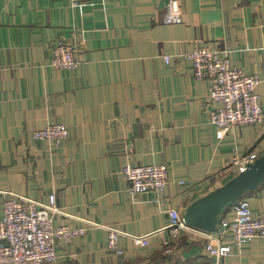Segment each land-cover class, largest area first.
Wrapping results in <instances>:
<instances>
[{
    "label": "crops",
    "instance_id": "crops-1",
    "mask_svg": "<svg viewBox=\"0 0 264 264\" xmlns=\"http://www.w3.org/2000/svg\"><path fill=\"white\" fill-rule=\"evenodd\" d=\"M80 1L72 9L68 0H0V221L9 195L48 205L55 194L54 228L86 235L57 241L47 264H264L263 239L237 246L218 226L212 243L231 247L220 260L195 230L170 253L163 245L169 210L184 218L233 179L235 155L264 156V119L217 139L211 114L222 104L183 58L210 47L264 76V0H178L180 25L163 23L171 0ZM58 41L77 48V69L51 66ZM256 93L264 110V82ZM59 123L69 130L61 148L34 140ZM145 165L168 167L164 196L129 192L122 169ZM244 197L264 216V183ZM220 217L232 221L234 205ZM109 229L121 233L122 255L109 250Z\"/></svg>",
    "mask_w": 264,
    "mask_h": 264
},
{
    "label": "built area",
    "instance_id": "built-area-1",
    "mask_svg": "<svg viewBox=\"0 0 264 264\" xmlns=\"http://www.w3.org/2000/svg\"><path fill=\"white\" fill-rule=\"evenodd\" d=\"M80 0H68L71 7L79 5ZM76 8V7H75ZM182 13L178 0H171L163 17L165 25L182 24ZM183 58L191 62L195 78L209 82L210 99L222 106L211 114V124L219 133L221 140L229 129L237 126L248 127L261 124L264 110L257 87L264 82V76L250 75L242 69L233 67L229 60L223 59L210 47H203ZM65 61L70 67L79 66L72 46L59 42L53 48L51 66L60 70V63ZM167 64L169 57L165 58ZM65 126H48L34 132L33 137L39 140H54L58 146L68 136ZM259 159L257 153L235 155L232 174L240 175L249 165ZM124 179L130 184L129 192L133 195L155 193L164 196L169 184V170L166 165H145L139 167L125 166L122 170ZM184 185V182H180ZM4 216L0 221V264H47L57 261V241L66 245L80 236H85L84 229L72 230L68 227L54 228V218L59 213L56 207V195L50 197L49 205L15 195L7 196L3 206ZM168 237L163 245L170 253V247L176 242L183 231L195 230L200 235L209 238L207 252L220 260L230 255V246H214L217 241L214 234L197 231L188 226L179 211H168ZM220 235L232 236L237 246H243L256 238L264 240V216L256 218L252 212L249 199L243 197L234 205V219L225 217L218 219ZM121 233L109 229V250L122 255L119 248ZM138 246H147L149 238H134ZM169 249V250H168Z\"/></svg>",
    "mask_w": 264,
    "mask_h": 264
},
{
    "label": "water",
    "instance_id": "water-1",
    "mask_svg": "<svg viewBox=\"0 0 264 264\" xmlns=\"http://www.w3.org/2000/svg\"><path fill=\"white\" fill-rule=\"evenodd\" d=\"M264 183V156L222 187L195 201L184 215L185 223L196 230L216 231L218 219L229 205L238 204L247 193L255 191Z\"/></svg>",
    "mask_w": 264,
    "mask_h": 264
},
{
    "label": "rangeland",
    "instance_id": "rangeland-1",
    "mask_svg": "<svg viewBox=\"0 0 264 264\" xmlns=\"http://www.w3.org/2000/svg\"><path fill=\"white\" fill-rule=\"evenodd\" d=\"M72 1H75V0H72ZM79 2H81V1H79ZM79 5H80V3H79ZM79 5L78 6H75L76 8H78L79 7ZM69 6H70V4H69ZM71 7V6H70ZM75 7H71L72 9H76ZM168 7V6H167ZM59 42H62L63 44H65V45H69V46H72L73 47V49H74V52H75V55H76V58H77V62H78V64H79V59H78V57H77V52H78V50H77V48L74 46V45H70V44H67V43H65V42H63V41H58L57 43L59 44ZM56 43V44H57ZM60 67H63V68H60V70H75V69H77V68H66V67H70L67 63H65V61H63L62 63H60ZM65 126L64 128H67L66 130H68V127L65 125V124H62V123H59V124H54V126ZM50 126H52V125H50ZM68 135H69V130H68ZM34 138V137H33ZM67 138H68V136H67ZM66 138V139H67ZM65 139V140H66ZM34 140L36 141V142H50V143H52L53 144V146H54V148L55 149H59V148H61V146H62V144H61V146H58V144L54 141V140H52V139H47V140H39V139H36V138H34ZM64 140V141H65ZM63 141V142H64ZM232 167H233V164H232ZM123 170V169H122ZM122 173V172H121ZM231 174H232V172H231ZM233 175V178H235V177H237L238 175H235V174H232ZM130 189V188H129ZM145 194V193H144ZM138 195H141V194H138ZM49 205V204H48ZM253 212V211H252ZM167 229V228H166ZM85 230V229H84ZM86 231V230H85ZM167 231V230H166ZM262 239V238H261ZM108 240H109V238H108ZM169 250V249H168ZM170 250H171V247H170Z\"/></svg>",
    "mask_w": 264,
    "mask_h": 264
}]
</instances>
